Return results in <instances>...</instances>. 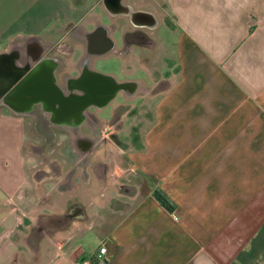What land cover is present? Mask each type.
Here are the masks:
<instances>
[{"label": "crops", "instance_id": "obj_1", "mask_svg": "<svg viewBox=\"0 0 264 264\" xmlns=\"http://www.w3.org/2000/svg\"><path fill=\"white\" fill-rule=\"evenodd\" d=\"M149 1L158 25L145 85L170 84L95 114L109 122L127 106L122 131L87 153L102 177L92 166L87 181L43 177L50 159L69 162L68 137L46 159L26 146L32 110L0 103V264H78L103 244L99 264H264V0ZM103 12L97 0H0V52L61 43L73 22L106 24ZM108 56L121 62L111 74L139 80L138 51Z\"/></svg>", "mask_w": 264, "mask_h": 264}, {"label": "flooded vegetation", "instance_id": "obj_2", "mask_svg": "<svg viewBox=\"0 0 264 264\" xmlns=\"http://www.w3.org/2000/svg\"><path fill=\"white\" fill-rule=\"evenodd\" d=\"M97 1L100 6L104 8V0ZM123 4H128L134 10L139 11H147L150 8L149 0H123ZM103 15L104 17L107 16L110 18L106 24L96 21L95 24L88 28V24L82 20L71 23L66 40L52 45L49 51L51 56H55L61 61L58 77L60 81L59 87H61L66 94L65 102H73V99L68 97L70 96L71 88L75 87L80 89L79 93H81V96H84V102L88 104L91 114L89 113L90 115L80 122L71 116L57 117L50 110H46L45 106L42 104L44 103L43 99L38 101V104H36L31 111L32 115L30 117H32L34 121L32 130L35 140L27 141V148L29 150L43 153L44 158L47 159L45 150L56 145L59 137H68L66 142L62 144V148H65L69 153V162L64 164L55 158L50 159L52 162L48 159V168L40 172L45 178L51 175L63 178V185H69L71 179L76 175H80L84 181H87L90 175L88 169L91 166L96 169L101 177L104 175L106 166L103 161L97 159L92 162L90 159H87V153L94 147L105 144L108 140L107 136H116L117 131L116 125L114 126V124L121 116V110L125 112L127 108L126 103L125 105H120L109 122L102 123L98 121L95 114L98 115V113L102 112V110H97V106L104 100L101 98V96H105V92L102 88L103 84L95 80L94 74H90L87 78L91 83L88 84L92 85L94 90H96L95 96L100 97V99H96V97L87 98V91L85 89H87L88 85L83 84V80L85 81V79H81L84 74L88 72L89 67L92 69L91 72L99 71L97 70L98 63L109 57L108 55H99L102 53L100 47L106 43L108 44V33L112 34L117 45V53L112 54L127 58V56L132 54L133 50L140 53V59L137 65L138 74L141 75L138 77L140 82L137 84V88L134 86H126V90L116 94L110 103L118 101L130 102L138 98L140 93L148 89L145 84H149L150 81L148 76L150 58L146 53L147 51L149 52L153 46V35L156 33V30L150 27L151 21L144 18L141 14L135 15L132 18L127 16L129 18V23L126 28H123L124 25L119 21V18L123 15L111 16L105 8ZM117 33H119V35H117ZM110 46L109 44L108 47ZM115 77L118 81L130 80L129 78L120 80L117 76ZM79 79L82 81H78ZM74 83L75 85L73 86ZM169 84L170 82L168 81H162L155 87L150 86L147 93L149 95H154ZM112 91V88L109 89L106 96H109ZM136 93H138L137 96L131 97ZM143 97L144 96H141L139 98ZM112 125L114 127H112ZM118 125L119 128L123 123H118ZM79 127L80 129H78ZM109 130L112 132L110 133ZM74 212L75 209H71L66 213L65 218L55 221V225H64Z\"/></svg>", "mask_w": 264, "mask_h": 264}, {"label": "water", "instance_id": "obj_3", "mask_svg": "<svg viewBox=\"0 0 264 264\" xmlns=\"http://www.w3.org/2000/svg\"><path fill=\"white\" fill-rule=\"evenodd\" d=\"M104 8L111 16L123 15L132 18L141 14L151 21L152 29L158 25V18L154 13L134 10L130 5L123 4V0H104ZM108 35V44L100 47L102 53L99 55L117 53L116 40L111 33ZM31 40L33 41L34 38L28 39L27 42L14 43L8 50L0 52V103L9 107L16 114H25L29 113L34 105L43 99V106L55 116H71L79 122L85 120L91 112L88 104L84 102V96L79 93L80 89L71 88L68 97L73 99V102H65L66 94L59 87L58 77L61 61L49 54L52 45L39 43L36 46ZM109 44L110 47H108ZM91 71L92 69L89 67L88 72L81 79H85L83 84L88 85L85 89L87 98L100 99L95 96L96 90L91 84H88L91 83L87 78L90 74H94L95 80L103 84L105 96H101L104 100L98 104V110L108 106L116 94L126 90V86L137 88V84L140 82L139 80L118 81L114 75ZM81 79L78 81H82ZM111 88L112 93L106 96L107 91Z\"/></svg>", "mask_w": 264, "mask_h": 264}, {"label": "rangeland", "instance_id": "obj_4", "mask_svg": "<svg viewBox=\"0 0 264 264\" xmlns=\"http://www.w3.org/2000/svg\"><path fill=\"white\" fill-rule=\"evenodd\" d=\"M73 2H74V0H73ZM81 14H82V10L80 11V10H74V9H72V11H71V17H72V19L74 18V20L79 19ZM117 35H119V33H117ZM120 65H121V62L118 59L110 57V58L101 60L98 63L97 70H99V71H101L103 73H112V71H114L115 73H117L120 70V67H121ZM148 98H149V96L147 95V97H146L145 100H149ZM142 100H144V99H142ZM121 111H122L121 114H120L121 116L126 114V112H124L123 110H121ZM139 111H140V108H137L136 109V114L139 113ZM141 111H142V108H141ZM115 125H116V131H122V129L124 128L123 125H121V127L118 128V126H119L118 125V122H116L114 124V126ZM114 126L112 125V127H114ZM141 129H142V127H141ZM128 130L131 132V134L133 133V135H137L138 132H139L138 127H132L131 126L130 128H128ZM109 132L111 133L112 131L109 130ZM122 133H123V136L125 138L128 137L127 136L128 135L127 132H122ZM116 135H117V133H116ZM110 137H113V136H110ZM26 146L28 147L27 143H26ZM95 245H96L95 242H92L91 243V246H95ZM21 248L23 249L24 246H21ZM1 259L2 258L0 257V260Z\"/></svg>", "mask_w": 264, "mask_h": 264}, {"label": "built area", "instance_id": "obj_5", "mask_svg": "<svg viewBox=\"0 0 264 264\" xmlns=\"http://www.w3.org/2000/svg\"><path fill=\"white\" fill-rule=\"evenodd\" d=\"M107 252V247L103 244L98 250L94 253L93 258H85L78 264H99L103 263L106 260L105 254Z\"/></svg>", "mask_w": 264, "mask_h": 264}, {"label": "trees", "instance_id": "obj_6", "mask_svg": "<svg viewBox=\"0 0 264 264\" xmlns=\"http://www.w3.org/2000/svg\"><path fill=\"white\" fill-rule=\"evenodd\" d=\"M155 195L163 206H165L170 211H173L174 206L171 204L170 200L167 197H165L159 192H156Z\"/></svg>", "mask_w": 264, "mask_h": 264}]
</instances>
